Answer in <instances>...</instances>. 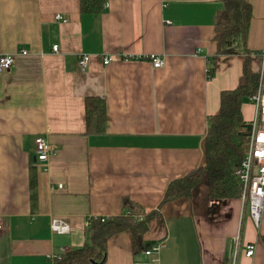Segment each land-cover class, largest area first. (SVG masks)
<instances>
[{
    "label": "crops",
    "instance_id": "crops-1",
    "mask_svg": "<svg viewBox=\"0 0 264 264\" xmlns=\"http://www.w3.org/2000/svg\"><path fill=\"white\" fill-rule=\"evenodd\" d=\"M247 1L246 47L257 72L264 0ZM220 5L105 0L101 12L81 13L79 0H0V54L14 55L0 72V264H53L50 256L87 242L90 218L120 215L125 198L152 211L170 181L204 165L207 118L218 113L221 91L244 83L243 51L218 52ZM82 54L90 56L83 71ZM149 55L164 66L153 68ZM86 97L106 104L102 135L85 134ZM240 111L252 120L249 98ZM39 136L55 149L45 169L33 157ZM159 212L144 235L162 242L159 264H228L240 198L210 200L202 177L188 197ZM53 218L68 231H53ZM245 221L243 242H254L255 252L243 261L264 264V203L258 228ZM136 259L128 231L108 240L104 264Z\"/></svg>",
    "mask_w": 264,
    "mask_h": 264
},
{
    "label": "trees",
    "instance_id": "trees-1",
    "mask_svg": "<svg viewBox=\"0 0 264 264\" xmlns=\"http://www.w3.org/2000/svg\"><path fill=\"white\" fill-rule=\"evenodd\" d=\"M105 0H79L81 13H99ZM220 7L215 14V23L222 28L218 52L228 54L232 48H239L245 55L243 64L244 83L231 90L220 92L218 113L207 118L204 140V165L167 185L158 207L145 212L136 202L125 198L120 215L92 217L87 225V242L52 258L53 264H104L107 242L115 234L130 233L131 252L139 258L152 243L144 239L155 218L161 219L160 205L188 197L202 177L208 181L210 200L240 198L241 186L235 175L247 150L250 123L244 121L240 107L243 100L254 95L259 87L258 72L251 68L250 51L246 38L251 20L252 7L247 0H219ZM258 56V54H255ZM215 62V61H214ZM214 72V67L209 74ZM85 134L105 133L107 113L104 100L98 97L85 98Z\"/></svg>",
    "mask_w": 264,
    "mask_h": 264
},
{
    "label": "built area",
    "instance_id": "built-area-1",
    "mask_svg": "<svg viewBox=\"0 0 264 264\" xmlns=\"http://www.w3.org/2000/svg\"><path fill=\"white\" fill-rule=\"evenodd\" d=\"M56 20L66 22L61 15H55ZM170 23V22H168ZM52 50L58 52V45H53ZM21 55H27V51L22 50ZM260 63L258 74L260 83L257 92L252 95L249 100L254 105V116L250 123V134L247 150L240 162L235 175L241 186V216L240 226L237 233L232 236V247L228 256V264H239L242 257L252 259L255 252L254 242H243L242 229L244 218L247 217L255 228L259 227L263 203H264V49L259 53ZM102 63L107 65L111 58L102 56ZM153 68H161L164 66V60L156 55L145 56ZM90 62V56L82 54L79 56L77 66L80 70H85ZM14 63V55L0 54V72H6ZM34 161L47 167L48 160L55 149L49 144L46 138L39 136L34 139ZM62 188V184L58 185ZM88 222L86 223V226ZM53 231L57 233H66L68 231L67 224L60 218H53L50 224ZM3 228L0 221V230ZM162 246L161 241H155L152 245L142 253V258L134 260L133 264H159V251ZM65 252L61 249L60 253ZM55 255L50 256L53 258ZM250 264V263H246Z\"/></svg>",
    "mask_w": 264,
    "mask_h": 264
},
{
    "label": "rangeland",
    "instance_id": "rangeland-1",
    "mask_svg": "<svg viewBox=\"0 0 264 264\" xmlns=\"http://www.w3.org/2000/svg\"><path fill=\"white\" fill-rule=\"evenodd\" d=\"M245 220H246V221H245ZM247 220H248V218L245 217V218H244V221H245L244 227H245V225H246ZM244 233H245V231H244ZM243 259H245V258L242 257L241 260H240V263H239V264H246V263L243 261Z\"/></svg>",
    "mask_w": 264,
    "mask_h": 264
}]
</instances>
